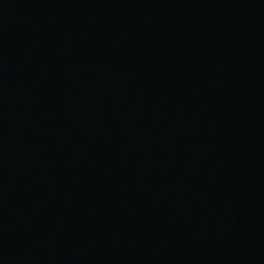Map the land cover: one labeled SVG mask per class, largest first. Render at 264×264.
Returning a JSON list of instances; mask_svg holds the SVG:
<instances>
[{
  "label": "water",
  "instance_id": "95a60500",
  "mask_svg": "<svg viewBox=\"0 0 264 264\" xmlns=\"http://www.w3.org/2000/svg\"><path fill=\"white\" fill-rule=\"evenodd\" d=\"M0 264H264V0H0Z\"/></svg>",
  "mask_w": 264,
  "mask_h": 264
}]
</instances>
